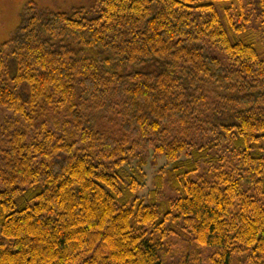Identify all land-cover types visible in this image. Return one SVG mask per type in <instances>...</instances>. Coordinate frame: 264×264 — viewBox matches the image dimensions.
<instances>
[{
    "label": "trees",
    "instance_id": "1",
    "mask_svg": "<svg viewBox=\"0 0 264 264\" xmlns=\"http://www.w3.org/2000/svg\"><path fill=\"white\" fill-rule=\"evenodd\" d=\"M98 2L0 45V264H264V0Z\"/></svg>",
    "mask_w": 264,
    "mask_h": 264
},
{
    "label": "rangeland",
    "instance_id": "2",
    "mask_svg": "<svg viewBox=\"0 0 264 264\" xmlns=\"http://www.w3.org/2000/svg\"><path fill=\"white\" fill-rule=\"evenodd\" d=\"M29 6H34L36 10L48 12H71L75 9H82L93 15L99 9V2L98 0H0V45L10 42L19 28L22 18L33 12ZM244 6L248 13H255L258 8V0H244ZM11 49L10 43L4 54L10 52ZM161 163L163 164L160 162L157 167ZM143 172L146 176L142 183L144 185L143 192H147L152 189V180L156 168L148 163Z\"/></svg>",
    "mask_w": 264,
    "mask_h": 264
}]
</instances>
